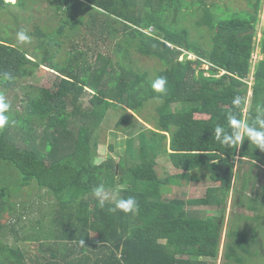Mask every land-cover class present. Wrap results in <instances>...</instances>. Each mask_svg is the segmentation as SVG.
<instances>
[{"label": "trees", "instance_id": "16d2710c", "mask_svg": "<svg viewBox=\"0 0 264 264\" xmlns=\"http://www.w3.org/2000/svg\"><path fill=\"white\" fill-rule=\"evenodd\" d=\"M47 1L57 26H36L33 35L38 46L32 54L9 38L7 25H0V86L12 89L42 67L58 78L53 89L21 86L22 109L11 106L8 113L10 121L16 123L0 130V230L6 226V214L13 210L5 198L10 197L9 181L15 174L20 183L16 194L35 184L60 200L61 208L64 201L68 211L67 221L60 220V213L54 221L57 229L62 227L61 235L48 232L45 241L50 242L40 243L41 250L49 253L40 264H216L238 150L240 157L251 158L264 152L247 139L238 149L227 148L212 133L216 124L227 127V115L237 111L232 104L234 97L242 98L238 114L248 122L255 105L264 101L263 58L254 70L251 108L244 114L248 94L244 79L250 77L252 69L263 0H254L253 12L237 14H222L218 7L215 13L209 7L211 0ZM35 2L0 0V15L7 14L22 30L23 16L16 8L29 11V3ZM189 19H195L193 28L200 34L208 33V46L191 40V30L184 24ZM83 26H88L87 32L93 29L103 41H114L116 66L112 56L97 51L92 60L88 51L79 48ZM260 46L264 55V29ZM63 49L65 54L58 59ZM131 50L162 63L157 78L167 79L164 93L151 88L146 71H134L123 63L122 56ZM184 51L199 60L188 59ZM203 62L210 68L199 69L196 76L195 69ZM220 71L225 73L218 76ZM85 94L92 95L88 107L82 100ZM153 100L159 101V117L155 130L138 132V153L130 137L117 162L109 158L97 163L98 132L107 123L108 112L121 108L113 131L132 136L140 124L135 115ZM174 104L178 106L173 108ZM70 125H79L78 131ZM42 126L45 133L40 136ZM161 155L182 172L170 175L163 168L159 171L156 160ZM125 171L135 185L118 192L125 198L135 196L138 210L134 213L110 212L111 201L102 209L93 196L80 198L99 183L105 187L117 182L121 185ZM192 172H204L211 184L217 185L202 199L186 200L177 191L178 196H168L175 180L188 179ZM192 177L198 180L197 175ZM74 199L80 201L75 209ZM193 205H216L219 212L207 219L192 217L187 208ZM15 227H11L12 234L18 236ZM79 230L94 233L96 241ZM248 250L247 233L228 230L224 264H243L240 251ZM203 257L215 260H201ZM25 260L19 249L0 240V264H26Z\"/></svg>", "mask_w": 264, "mask_h": 264}, {"label": "rangeland", "instance_id": "374dc122", "mask_svg": "<svg viewBox=\"0 0 264 264\" xmlns=\"http://www.w3.org/2000/svg\"><path fill=\"white\" fill-rule=\"evenodd\" d=\"M6 1L15 2V0H6ZM254 2H255L254 0H211V1H209V7L213 11H215V13H217L216 7L219 8V10H217V11L222 12V14L249 13V12L254 11V8H253ZM29 6H31L29 9H27L29 11H26L24 9L20 10L17 8H16V10L18 12L20 11L19 16H23V20L20 21L21 22L20 28L22 30L26 31L27 34L32 37V41L30 44H22V45L26 47L24 49H27L29 51V53L32 54L33 51H35V48L38 46V41H37L36 37L33 35V33L35 32L36 26L42 25L44 28L45 27L56 28V26H57L56 23L58 21L55 20V19H57V17H55L54 11L48 6L47 0H36L35 3H29ZM13 10H14V8L12 9V12H13ZM258 16H259V22L257 24V29H256V34H255V50H254L253 55H252V69L250 72V77L248 79H244V81L248 84V94L246 97L247 103H246L245 111L250 110V108H251L252 87H253V82H254V70L256 68L257 63L264 58V55L262 53V49L260 46V41L263 37V29H264V0L262 1ZM193 22H195V19H189L187 22H184V24L187 25L191 30V33H190L191 34V40L198 42L200 45L208 46L210 44L208 33L200 34V32H198L196 29L193 28ZM0 25H7L8 26L7 35L14 42H17L15 34L17 31H20V30L16 26V22L11 20L7 16V14L6 15L3 14V15H0ZM86 29H88V26L82 27V34L79 36L80 37L79 38L80 43L78 46H79V48H81L85 51H88L90 53V56L92 55V57H91L92 60H95L97 51L107 55L108 57L112 56L113 58L112 57L111 58L113 60L118 58L117 55L114 53V50L116 49L114 41L109 40L107 38L105 41H103L98 36L99 34H95V33L93 34V29L89 28L90 29L89 32H87ZM148 33L151 34V30L148 31ZM65 48L69 49L68 47H65ZM64 54H65V49H63L61 51V53H59L57 58L59 59V58L63 57ZM184 54L185 55L187 54L186 56L190 60H193V61L199 60V58L194 54H190V53L188 54L186 51H184ZM182 59H183V56H181L180 60H182ZM122 60H123V63H125L126 65H129V67H131L134 71L141 72V73L146 71L148 73V76H149L148 78L151 81L155 80L157 78L158 71L163 69V65L158 59L142 56V55L138 54V52H135V50H131L129 54H124L122 56ZM116 63H117V61L114 60L113 65L116 66ZM193 65L195 68L196 67L195 64H193ZM209 68H210V66L207 65L206 62H203L201 68L195 69V75L196 76L198 75L199 69L208 70ZM224 73H225V71H220V74L218 76H221ZM205 75L208 76L209 74L205 73ZM57 82H58L57 76L54 75V73L51 72L48 68L42 67L30 79H28L24 82H21V83L19 82V85L13 87L12 89H4L3 86H0V93H3L6 96L9 104L12 107H16V109L20 111L22 109V100L24 97V90L21 88V86L28 87V89L30 88V86L53 89ZM91 97H92L91 94H85L84 97L82 98L86 107L90 106L89 100L91 99ZM158 105H159V101H156V100L150 101L145 105L141 114L135 115L137 118V121H139L140 124L138 127L135 128L136 133L132 136H130V135L128 136L127 133H118V132L113 131V128H115V120H118L120 115H121V114L119 115V110L121 108L117 109L118 112H115L114 109L112 111L108 112V116H107L108 121L106 124H104L102 126V128L98 132L100 144L98 147V158L96 159V162L101 163L103 161H106L109 158H112L117 162L120 159V157L125 154V150H126V143L125 142H126L127 138H130V137L133 138L134 145H135L134 149L138 153V151H139V139H138L139 135H138V132H140V131L142 132V130H145V129L155 130L154 125H156L157 119L159 117L158 113H157ZM177 106L178 105L174 104L172 107L175 108ZM129 112L132 114L131 111H129ZM70 128L74 129V131L77 132L79 129V125L75 126L74 128L72 125H70ZM43 133H45V132H44V127L42 126L39 129L40 136L43 135ZM147 134H150V133L147 131ZM136 158L137 159L139 158V154L136 156ZM156 163H157V166L159 167L158 168L159 171L161 168H163L164 172L169 171L170 175H173V174L176 175V174H180L182 172L181 170L175 168V166L172 164V161L164 155L159 156L158 159L156 160ZM124 170L125 169L123 168L121 171H124ZM9 173H11V172H9ZM192 174H195V172ZM5 175L6 174H3V175H1V177H5ZM12 176H13V178H12L13 180L9 181L12 185L10 184L11 186H10V189L8 190L10 197H6L5 200L9 201L11 204H13L12 209L14 211L12 210L11 214H9V215L6 214V218H7L6 219V226L4 227V229H2L3 231L0 230L1 231L0 240H1V242H2V240H4L6 243H8L9 245H12L13 247H15L17 249V246L15 245V243L13 241L14 240L13 239L14 234H12L13 231H12L11 227H12V225L17 226V230H18V228L23 224L22 216H24L26 211H33V208L37 209L40 200H34L33 202L30 203V199L38 197L40 190L36 189V187H34V185H29V186L24 187L21 190V193L18 195L16 193H17V190L20 188V183H17L18 179H16L15 174ZM122 176L124 178V182L121 185H118V182H117L114 185H110V187H106V188L111 189L114 192H116L117 190H122L124 188H129V189L133 188V186L135 185V182L133 181L130 174L125 171ZM198 176L200 178H203V175L199 174ZM236 178H238V176ZM187 180H190V179H187ZM190 181H192V180H190ZM9 182L7 180L8 185H9ZM175 182H177V180H175ZM238 182H239V179L236 180V184H235L236 186H237ZM230 183H231V181H230ZM183 184H184V181H182L181 186H183ZM212 185H214V184H212ZM171 189H172V187H171ZM202 189H203V192H200V193L195 191L192 195V198L199 197L198 194L204 196L205 189L204 188H202ZM41 191H47V190L43 189ZM48 192H49V190H48ZM169 192H171L170 194L168 193V196H170V197L178 196L175 193V191H169ZM238 192H239V190H237V188H235V194L233 197V207L231 208V210L229 212H228V210L226 212L227 220H228L229 224H231V228H235V222L241 223L242 224V230L247 232V236H248V240H249L248 244L250 243V245H252V248L254 250H258V249L264 250V224H263V226L258 227L259 223L256 222V220H253L249 217V213L251 212L252 207H248V206H249V203H250V205L253 203L252 200H249V198L243 196L241 198L242 203L240 204V206L236 205ZM12 193H14L15 195ZM43 193H46V192H43ZM180 193L181 194H179V197L183 198V195H182L183 191H181V189H180ZM241 193H242V191L240 192V194ZM206 195L204 196V198L206 197ZM189 196L187 195L185 197L188 198ZM42 202L43 203L46 202L48 205H50L52 202H54L53 206H50L48 209L49 212L52 211L51 217H53L54 214L59 209H63L66 206L64 201H63V203H62L63 208H61V205L59 204L60 200H58L51 192L45 194V200H42ZM72 206H74V209H75L77 206V202H72ZM8 207H10V204L8 205ZM191 207H196V206H191ZM205 210H210V209H205ZM228 213H229V215H228ZM196 215H198L202 218H206L205 216L207 215V213L205 214V216H203L202 214L199 215L198 213H196ZM233 215L236 218L232 221ZM60 220L67 221V218L65 216L63 218V215H62L60 217ZM46 225L51 226V225H56V224H55L54 220H52V218H50V220L47 221ZM36 236L38 237V235H36ZM45 237H46V233H45ZM35 250H36V248H35ZM42 252L43 251L41 250L40 247L37 248L38 254L42 255ZM22 254L24 256L23 252H22ZM260 256L261 255H258L257 257H254V258L252 257L250 259L249 263L250 264H256V262H258V258ZM24 258L27 259L26 255L24 256ZM217 259H218V257H217ZM217 259L215 260V262H217L216 264H223L222 263L223 257H222V260L221 259L217 260ZM29 261H30V259H29ZM259 261H261V259H259ZM34 264H40V262L38 261ZM247 264H248V262H247Z\"/></svg>", "mask_w": 264, "mask_h": 264}, {"label": "crops", "instance_id": "0c3cea01", "mask_svg": "<svg viewBox=\"0 0 264 264\" xmlns=\"http://www.w3.org/2000/svg\"><path fill=\"white\" fill-rule=\"evenodd\" d=\"M244 112H245L244 114H246L247 112H249V110L244 111ZM195 116L196 117H202L203 115L202 114H196ZM239 151H240V149L238 150V154L235 158L234 166H233V170H232L230 192H229V196H228V199L226 202V212H227V210L229 212L231 210V208L233 207V197L235 194V188H237V190H239V192H238V196H237L236 205L240 206V204L242 203L241 198L243 196L249 198V200H252L253 203L251 205L249 203V206H248V207H252L251 212L249 213V217L253 220H256V222L259 223L258 227H261L264 224V152H260V154L257 158H251L249 156L248 157H240ZM192 173H191V176L188 178L192 181L187 180V179H176L177 182L174 183V185L172 186V189H173V191H177L179 194H181L180 193V189H181V191H183V194H182L183 198H185L186 200L202 199L207 194L208 189L211 188L212 186H216L217 184L215 183L214 185H212L211 182L209 181V177L204 175V172L203 173L202 172H197V173L195 172V174H192ZM199 174L203 175V178H200L198 176ZM173 175H175V174H173ZM193 175H197L198 180H195L192 177ZM237 176H238V178H236ZM237 179H239V182L237 183V186H236L235 184H236ZM182 181H184L183 186H181ZM32 185H34V187H36V189H39L37 186H35V184H32ZM202 188L205 189L204 196L198 194L199 197L192 198V195L195 191H197L199 193L203 192ZM43 189H45L47 191H41L39 189L40 190L39 196L35 197L33 199L32 198L30 199V203L33 202L34 200H40L37 209L33 208V211H26L24 216H22V220H23L22 225L23 226L21 225L17 230L18 236H16V234H14V236H13V239H14L13 241H14L15 245L17 246V249H19L21 252H23L24 256L26 255V258H27L25 260L26 264H30V263L34 264L38 261L41 262L43 257L49 256L48 255L49 253L47 254L44 251L42 252V255L37 253V248L40 247V243L46 244V243L50 242V239H48V241H45V233L49 232L51 234L61 235V233L59 234V231L62 230V227H59L57 229V227L55 225H51V226L46 225L47 221L50 220V218H52V220L55 221V218H56L58 213L62 214L63 216H65L67 218L68 211H67L66 207L63 209H59L54 214V216L51 217L52 211L49 212L48 209L50 206H53L54 202H52L50 205H48L46 202H44V203L42 202V200H45V194L50 193V192H48V189H46V188H43ZM241 191H242V193L240 194ZM43 192H46V193H43ZM116 193L119 194L118 190L116 191ZM170 193L171 192H169V194ZM80 195H81V193H80ZM187 195L188 196L190 195V196L188 198H186L185 196H187ZM90 196H92L91 191L90 192H84V194H82V196H80V198L81 199L84 198L86 200H89ZM73 202L79 203L80 201H76V199H74ZM193 206H196V207L189 206L187 208V210H189L188 213L190 215H192V217L202 218V217L196 215V213H198L199 215L202 214L203 216H205V214L207 213V215L205 216L206 218H203V219H207L210 217H217L218 212H219V208L216 205L215 206L193 205ZM205 209H210V210H205ZM226 215L227 214H225V217H224L223 232H222L220 248H219V255H218L219 260L220 259L222 260V257H223L224 248H225L226 241H227L228 230L231 229V230H238L240 232H246V231L242 230V224L239 222H235V228H231V224H229ZM228 215H229V213H228ZM235 218L236 217L233 215L232 221ZM16 229H17V226H16ZM78 233L83 235V236L89 235L91 240L96 241V238H95L96 235L94 233H90V231H88V230L87 231L86 230H79ZM36 235H38V237ZM248 242H249V240H248V236H247V243ZM248 247H249L248 253H244V252L240 251L242 253V257H243V264H247V262H248V264H250L249 263L250 259L252 257L253 258L257 257L258 255H261V256L258 258V262H256V264H258V263L264 264V250H260V249L254 250L252 248V245H250V243L248 244ZM35 248H36V250H35ZM30 257H31L32 262L29 261ZM200 259L206 260V261L215 260L211 257H203ZM259 259H261V261H259ZM222 263L224 264V262H222ZM231 264H233V263H231Z\"/></svg>", "mask_w": 264, "mask_h": 264}, {"label": "clouds", "instance_id": "9594fccd", "mask_svg": "<svg viewBox=\"0 0 264 264\" xmlns=\"http://www.w3.org/2000/svg\"><path fill=\"white\" fill-rule=\"evenodd\" d=\"M15 36L19 44H30L32 41V37L24 30L17 31ZM5 77L9 80L12 79L7 73H5ZM166 84L167 79L161 76L151 82V88L157 93H164L166 91ZM241 103L242 98L240 96L233 98L232 104L237 111L230 112L227 115V127L223 124H216L214 126L212 129L213 136L216 141L227 148L235 147L238 149L242 142L247 139L256 148L264 150V101H260L255 105L254 116L251 122L239 118L238 109ZM10 108L11 105L6 96L0 93V130L10 123H16L14 120L10 121L8 115ZM92 196L97 201L98 207L102 209L105 207L106 202L111 201L112 206L108 209L110 212L120 211L127 214L138 210V202L135 196L129 195L126 198L120 196L113 190L106 188L103 183H99L93 187Z\"/></svg>", "mask_w": 264, "mask_h": 264}, {"label": "built area", "instance_id": "2783aa9c", "mask_svg": "<svg viewBox=\"0 0 264 264\" xmlns=\"http://www.w3.org/2000/svg\"><path fill=\"white\" fill-rule=\"evenodd\" d=\"M169 46H170V44H169Z\"/></svg>", "mask_w": 264, "mask_h": 264}]
</instances>
